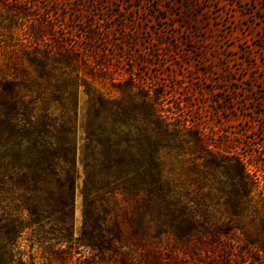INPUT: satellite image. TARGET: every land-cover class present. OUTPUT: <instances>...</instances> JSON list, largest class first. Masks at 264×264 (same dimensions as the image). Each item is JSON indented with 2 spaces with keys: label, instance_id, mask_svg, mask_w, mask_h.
<instances>
[{
  "label": "trees",
  "instance_id": "16d2710c",
  "mask_svg": "<svg viewBox=\"0 0 264 264\" xmlns=\"http://www.w3.org/2000/svg\"><path fill=\"white\" fill-rule=\"evenodd\" d=\"M50 30L39 25L30 32L35 44L45 45L31 60L40 83L28 87L35 85L38 92L50 86L52 62L72 65L76 55L86 56L94 37L86 32L79 46L53 45ZM7 71L1 72V83H15ZM74 74L55 86L62 104L66 97L61 112L52 115L42 107L34 118L26 110L22 129L29 131L24 143L14 146L21 154L23 143L26 159H34L45 186L37 189L35 224L54 241L35 257L20 248L29 227L10 224L15 239L8 247L16 251V264H264V181L258 175L264 178V162L213 146L198 125L166 111L161 95L151 96L133 79L116 86L118 101L82 83L87 97L82 110ZM2 103L0 97V108ZM11 116L0 113V146L5 133L20 126ZM78 132L83 182L74 239ZM33 151L35 156L29 154Z\"/></svg>",
  "mask_w": 264,
  "mask_h": 264
},
{
  "label": "rangeland",
  "instance_id": "374dc122",
  "mask_svg": "<svg viewBox=\"0 0 264 264\" xmlns=\"http://www.w3.org/2000/svg\"><path fill=\"white\" fill-rule=\"evenodd\" d=\"M39 25L51 29L47 37L53 45L79 46L86 32L94 36L86 56L76 55L72 65L52 62L50 86L42 92L28 87L40 83L31 60L45 45L30 39ZM3 70L16 82L0 81V113L12 115L20 128H10L0 146V264L17 262L8 247L15 239L10 224L29 227L19 243L35 257L54 243L49 234L37 232V189L45 186L34 159L23 153L29 130L22 124L28 121L26 110L34 118L42 107L52 115L61 112L66 97L62 104L55 86L74 70L82 110L87 101L82 83L118 101L116 86L133 79L151 96L161 95L166 111L198 125L213 146L264 162V0H0V74ZM82 136L76 133L74 239L81 223ZM20 141L22 155L14 147Z\"/></svg>",
  "mask_w": 264,
  "mask_h": 264
}]
</instances>
